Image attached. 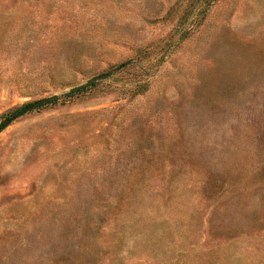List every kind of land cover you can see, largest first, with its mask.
I'll list each match as a JSON object with an SVG mask.
<instances>
[{
	"label": "rangeland",
	"instance_id": "374dc122",
	"mask_svg": "<svg viewBox=\"0 0 264 264\" xmlns=\"http://www.w3.org/2000/svg\"><path fill=\"white\" fill-rule=\"evenodd\" d=\"M88 82L0 131V264H264V0H0V119Z\"/></svg>",
	"mask_w": 264,
	"mask_h": 264
},
{
	"label": "trees",
	"instance_id": "16d2710c",
	"mask_svg": "<svg viewBox=\"0 0 264 264\" xmlns=\"http://www.w3.org/2000/svg\"><path fill=\"white\" fill-rule=\"evenodd\" d=\"M127 63H122V64H118L115 67H112L109 71H107L105 74L108 75L110 74L112 71H117L122 69ZM95 86V83H89L83 86H80L78 88L72 89L70 90L68 93L53 99L52 101H50L49 103H57V102H67L70 101L71 99L78 97L80 95L85 94L87 91H89L92 87ZM25 106H22L20 109L24 108ZM14 113H10V114H5L4 116L1 117L0 119V131L4 128L6 122L13 116Z\"/></svg>",
	"mask_w": 264,
	"mask_h": 264
},
{
	"label": "water",
	"instance_id": "95a60500",
	"mask_svg": "<svg viewBox=\"0 0 264 264\" xmlns=\"http://www.w3.org/2000/svg\"><path fill=\"white\" fill-rule=\"evenodd\" d=\"M91 82H88L87 84H89ZM78 88V87H77ZM56 95L50 96V97H46V98H42L40 100L35 101L34 103L30 104L29 106L21 109L19 112H17L16 114H14L7 122L5 125H7L9 122L15 120L16 118L20 117L22 114L26 113L27 111L33 110L49 101H52L53 99H56Z\"/></svg>",
	"mask_w": 264,
	"mask_h": 264
}]
</instances>
